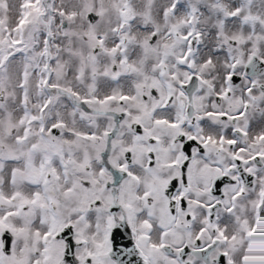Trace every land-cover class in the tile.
Here are the masks:
<instances>
[{
	"label": "flooded vegetation",
	"instance_id": "af4514ba",
	"mask_svg": "<svg viewBox=\"0 0 264 264\" xmlns=\"http://www.w3.org/2000/svg\"><path fill=\"white\" fill-rule=\"evenodd\" d=\"M29 29L0 33V76L43 95L16 120L12 149L27 151L7 162L0 264H264V60L221 85L191 60L177 80L164 67L117 92L124 65L61 62L48 33L40 67L22 64Z\"/></svg>",
	"mask_w": 264,
	"mask_h": 264
},
{
	"label": "rangeland",
	"instance_id": "374dc122",
	"mask_svg": "<svg viewBox=\"0 0 264 264\" xmlns=\"http://www.w3.org/2000/svg\"><path fill=\"white\" fill-rule=\"evenodd\" d=\"M88 11L97 15L93 22L86 17ZM0 26L12 30L5 35L9 39L14 38L16 28H30V39H34L31 45L35 46L32 53L27 50L30 57L22 64L32 62L40 67L43 50L38 43L48 33V52L61 62L77 64V60L85 59L124 65L120 81L110 83L117 92L122 91L124 83L145 78L154 81L156 72L164 67V74L177 80L186 74L184 65L191 60L197 65L195 74H200L199 68L204 78L217 85H221L225 71L239 72L252 53L264 60V0H0ZM192 37H196L194 50ZM1 40L6 41L0 39V45ZM10 62L9 66L13 58ZM10 72L0 76V203L5 204H11L9 163L14 165V159H19L23 167L27 151L12 149L20 106L23 99L31 106L43 98L34 92L32 81L28 97H18ZM93 80L98 91L106 85L102 74ZM207 83H200L198 95ZM171 154L164 149L161 156ZM21 194L23 198L28 196L25 191Z\"/></svg>",
	"mask_w": 264,
	"mask_h": 264
},
{
	"label": "water",
	"instance_id": "95a60500",
	"mask_svg": "<svg viewBox=\"0 0 264 264\" xmlns=\"http://www.w3.org/2000/svg\"><path fill=\"white\" fill-rule=\"evenodd\" d=\"M86 17H87V19H88L89 22H93V20H95L97 18V15L94 14V13H92V12H90V11H88L86 13ZM257 62H258V60H257L256 56L254 54H252L250 56V58H249L248 63L246 64V70H247L248 73H250V71L248 69L250 67L254 66ZM259 64H261V63L259 62ZM121 264H123V261H121Z\"/></svg>",
	"mask_w": 264,
	"mask_h": 264
}]
</instances>
